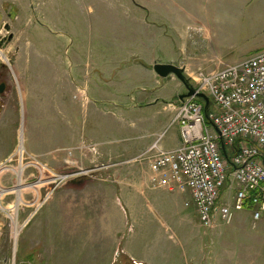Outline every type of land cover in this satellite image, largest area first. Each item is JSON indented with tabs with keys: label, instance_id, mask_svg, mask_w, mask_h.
Here are the masks:
<instances>
[{
	"label": "rangeland",
	"instance_id": "rangeland-1",
	"mask_svg": "<svg viewBox=\"0 0 264 264\" xmlns=\"http://www.w3.org/2000/svg\"><path fill=\"white\" fill-rule=\"evenodd\" d=\"M221 2L216 10L203 0H0V264H95L84 253L104 239L91 235L133 229L121 182L128 168H148L143 153L129 154L143 131L123 95L92 90L103 102L92 107L83 78L156 44L155 67L177 68L185 84L159 77L188 93L198 70L264 51V0ZM185 213L191 225L175 228L179 264H264V228L243 220L218 238L194 207Z\"/></svg>",
	"mask_w": 264,
	"mask_h": 264
},
{
	"label": "built area",
	"instance_id": "built-area-1",
	"mask_svg": "<svg viewBox=\"0 0 264 264\" xmlns=\"http://www.w3.org/2000/svg\"><path fill=\"white\" fill-rule=\"evenodd\" d=\"M191 79L194 93L168 126L179 128L180 145L164 150L160 136L141 157L159 186L189 191L185 207L201 227L231 224L247 203L256 224L264 219V51Z\"/></svg>",
	"mask_w": 264,
	"mask_h": 264
},
{
	"label": "crops",
	"instance_id": "crops-1",
	"mask_svg": "<svg viewBox=\"0 0 264 264\" xmlns=\"http://www.w3.org/2000/svg\"><path fill=\"white\" fill-rule=\"evenodd\" d=\"M203 2L209 7L215 5L216 10L222 4L221 0H203ZM157 52L158 46L155 44V50L147 51L142 56L131 55L125 59L117 60L120 64L116 68L104 66V71L102 69L96 71L97 68H95V72L83 78L85 84L83 90L85 91H80L87 93L92 107L103 103L96 100V95L93 94L96 89H104L109 94H119L127 98L124 108L132 116L137 115L138 125L143 131L138 139V145L134 148L135 151L131 150L129 153H134L135 156L140 153L138 157L147 151L160 136L162 137L159 146L164 150L177 148L181 143L179 128L177 126L166 127L169 126L175 114L177 104L187 95L186 89L180 82H175L174 78L161 79L158 73H155ZM102 58L104 62L113 63L114 61L111 60L114 59L113 56L104 55ZM87 61H90V55L87 57ZM99 61V59L94 60V62ZM114 68L117 72H112ZM121 85L125 90L115 91ZM78 88L81 90L82 87ZM98 110L102 111L101 108ZM1 125L3 126L2 123H0ZM19 150L23 151L22 145ZM6 155L2 156L6 158ZM136 168H128V174L132 173L128 183L121 182L125 185V191L121 198L122 204L127 209L124 212L126 214L124 218L127 225L130 224L133 229L123 233H99L97 237H93L90 233V238L104 239V242L100 244L101 248L96 247V244L93 243L94 245L89 246L87 252H82L85 255L88 254L90 256L88 261L93 260L95 264H117L118 262L120 264H179L183 259L181 260V253L177 254L176 243L180 242L182 234L176 232L175 228L177 224L189 227L192 223V219L185 213V208L189 209V207H185V203L191 202L190 193L188 190L177 188L170 191L159 186L149 165L147 169ZM104 170L106 171L107 168ZM183 200L186 201L182 205ZM194 213L197 220L195 209ZM243 220L247 223L250 222L251 225L253 223L252 208L248 203L242 212L234 215L232 228L237 222L241 223ZM255 225L259 229L264 228V219L256 222ZM222 227L228 226L219 222L214 230H206L213 232ZM217 232L216 236L219 238L220 231L217 230ZM186 233L187 230H184L185 235ZM59 252L57 250L56 255ZM60 254L62 253L60 252ZM117 254L118 256H116ZM92 255L100 257L93 259Z\"/></svg>",
	"mask_w": 264,
	"mask_h": 264
},
{
	"label": "water",
	"instance_id": "water-1",
	"mask_svg": "<svg viewBox=\"0 0 264 264\" xmlns=\"http://www.w3.org/2000/svg\"><path fill=\"white\" fill-rule=\"evenodd\" d=\"M155 70H156V72L158 73V75L160 77H165L167 74H173L183 84H185V81H184V78H183L181 72L177 68H175L173 66H170V65H166V66H156L155 67ZM4 87H5V84H0V94L3 93ZM186 88L188 90V93H187V95L185 97L190 96V95H192L194 93L192 88H189L187 86H186ZM200 97L204 98L206 100V102H207V98L206 97H204L203 95H200Z\"/></svg>",
	"mask_w": 264,
	"mask_h": 264
},
{
	"label": "flooded vegetation",
	"instance_id": "flooded-vegetation-1",
	"mask_svg": "<svg viewBox=\"0 0 264 264\" xmlns=\"http://www.w3.org/2000/svg\"><path fill=\"white\" fill-rule=\"evenodd\" d=\"M4 82H5V81H4L3 77H2V73H0V84H5ZM5 90H6V85H5V87H4V91H3V93L0 94V107H1V105H2L1 100L4 99V96H5V95H4Z\"/></svg>",
	"mask_w": 264,
	"mask_h": 264
}]
</instances>
